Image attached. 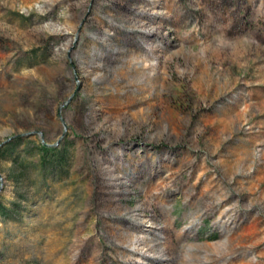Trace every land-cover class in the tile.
<instances>
[{
    "label": "rangeland",
    "instance_id": "rangeland-1",
    "mask_svg": "<svg viewBox=\"0 0 264 264\" xmlns=\"http://www.w3.org/2000/svg\"><path fill=\"white\" fill-rule=\"evenodd\" d=\"M15 136L67 163L0 155V264H264V0H0Z\"/></svg>",
    "mask_w": 264,
    "mask_h": 264
},
{
    "label": "trees",
    "instance_id": "trees-1",
    "mask_svg": "<svg viewBox=\"0 0 264 264\" xmlns=\"http://www.w3.org/2000/svg\"><path fill=\"white\" fill-rule=\"evenodd\" d=\"M29 139H31V136L26 138L15 136L5 142L0 149V155H16L13 161L17 167V173L13 174L12 178L18 183H23L28 178V170L30 168L34 169L37 174L43 177V171L55 173L67 163V150L65 145L58 148L47 146L41 141H38L36 145L18 151L19 145L24 142L28 143L27 140ZM33 153L36 154L35 157H33ZM33 159H35V162H32ZM14 207H17V204H14L12 208H7L0 204V216L4 219L9 218L12 213L17 212Z\"/></svg>",
    "mask_w": 264,
    "mask_h": 264
},
{
    "label": "water",
    "instance_id": "water-1",
    "mask_svg": "<svg viewBox=\"0 0 264 264\" xmlns=\"http://www.w3.org/2000/svg\"><path fill=\"white\" fill-rule=\"evenodd\" d=\"M70 100V99H69ZM68 100V101H69ZM68 102H66L64 105H66ZM63 126H64V130H65V128H66V126H65V124H63ZM30 134H38L39 136H41V133H34V132H32V133H30ZM28 134H23V135H21V136H27ZM64 135V134H63ZM12 138H9L7 141H9V140H11ZM41 142L43 143V144H45L44 143V141H43V137H41ZM59 142H60V140H58V142L56 143V145L57 144H59ZM45 145H47V144H45ZM1 146V145H0ZM47 146H53V145H47ZM2 185H3V177H2V175L0 174V191L2 190Z\"/></svg>",
    "mask_w": 264,
    "mask_h": 264
},
{
    "label": "bare ground",
    "instance_id": "bare-ground-1",
    "mask_svg": "<svg viewBox=\"0 0 264 264\" xmlns=\"http://www.w3.org/2000/svg\"><path fill=\"white\" fill-rule=\"evenodd\" d=\"M138 4V3H137ZM167 4V3H166ZM148 5V4H147ZM154 6V5H153ZM145 7V6H144ZM152 8V7H151ZM194 8V7H193ZM139 9V8H138ZM141 9V8H140ZM186 9V8H185ZM150 10V9H149ZM187 10V9H186ZM191 10V9H190ZM124 11V10H123ZM188 12V11H187ZM191 12V11H190ZM142 13V12H141ZM110 27V26H109ZM131 28V27H130ZM127 29V28H126ZM137 33V32H136ZM100 35V34H99ZM128 35V34H127ZM117 36V35H116ZM132 37V36H131ZM158 38V37H157ZM91 42V41H90ZM109 45V44H108ZM132 45V44H131ZM167 46V45H166ZM100 47V46H99ZM102 48V47H101ZM105 53V52H104ZM90 56V55H89ZM91 57V56H90ZM85 58V57H84ZM82 59V58H81ZM110 59V58H109ZM91 60V59H90ZM86 62V61H85ZM173 173V172H172ZM195 173V172H194ZM170 174V173H169ZM192 176V175H191ZM190 176V177H191ZM175 178V177H174ZM175 180V179H174ZM163 186V185H162ZM182 188V187H181ZM177 190V189H176ZM175 191V190H174ZM155 192V191H154ZM173 192V191H172ZM187 193V192H186ZM169 194V193H168ZM153 195V194H152ZM174 195V194H173ZM157 199V198H156ZM165 206V205H164ZM164 212V211H163ZM111 214V213H110ZM110 217V216H109ZM113 218V217H112ZM123 219V218H122ZM106 220V219H105ZM110 221V220H109ZM105 225V224H104ZM108 226V225H107ZM102 227V226H101ZM102 229V228H101ZM104 230V229H103ZM107 230V229H106ZM105 230V231H106ZM127 230V229H126ZM114 231V230H113ZM116 231V230H115ZM107 232V231H106ZM146 232V231H145ZM185 232V231H184ZM109 233V232H108ZM111 233V232H110ZM116 233V232H115ZM128 234H130V233H128ZM140 234V233H139ZM124 235H127V234H124ZM175 235V234H174ZM101 237V236H100ZM103 237V236H102ZM107 237V236H106ZM138 237V236H137ZM135 239V238H134ZM187 239V238H186ZM118 240V239H117ZM116 240V241H117ZM128 240V239H127ZM136 240V239H135ZM156 240V239H155ZM161 240V239H160ZM114 242H115V240H114ZM130 242V241H129ZM143 243V242H142ZM104 244V243H103ZM97 245V244H96ZM108 245V244H107ZM126 248V247H125ZM122 249V248H121ZM132 251V250H131ZM118 252V251H117ZM104 253V252H103ZM134 253V252H133ZM131 256V255H130ZM127 257V256H126ZM144 257V256H143ZM112 258V257H111ZM128 258V257H127ZM127 258H125V259H127ZM154 258V257H153ZM115 260V259H114ZM133 261V260H132ZM131 261V262H132ZM142 261V260H141ZM150 263V262H149ZM148 263V264H149ZM102 264V263H101Z\"/></svg>",
    "mask_w": 264,
    "mask_h": 264
}]
</instances>
